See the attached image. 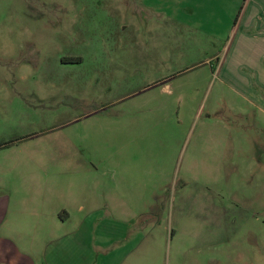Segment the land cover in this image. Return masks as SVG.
<instances>
[{
    "label": "rangeland",
    "instance_id": "rangeland-1",
    "mask_svg": "<svg viewBox=\"0 0 264 264\" xmlns=\"http://www.w3.org/2000/svg\"><path fill=\"white\" fill-rule=\"evenodd\" d=\"M249 1L0 0L4 136L48 128L5 121H82L1 153L44 152L39 160L53 166L52 152L76 150L71 166L88 173L71 191L88 211L105 204L103 183L113 198L122 194V215L140 209L129 237L139 232L141 247L125 262L264 264V112L220 71ZM102 33H117L108 49ZM74 55L84 63L63 70L94 74L71 87L20 73ZM71 133L83 135L78 148L54 141ZM106 166L117 170L103 174ZM13 192L31 199L34 191ZM68 193L57 191L56 204Z\"/></svg>",
    "mask_w": 264,
    "mask_h": 264
},
{
    "label": "crops",
    "instance_id": "crops-1",
    "mask_svg": "<svg viewBox=\"0 0 264 264\" xmlns=\"http://www.w3.org/2000/svg\"><path fill=\"white\" fill-rule=\"evenodd\" d=\"M235 27L236 37L234 46L232 45V54L229 56L230 61L227 57L220 71L239 89V92L253 95L255 101L252 100V103L264 112V0H250ZM116 35L117 33L101 34L104 48L107 47L108 37ZM90 37L94 36L91 34ZM69 42L61 39L60 45L71 47ZM87 46L93 51V39ZM68 58L81 60L62 61L60 64L47 62L37 72L30 64H25L20 67V73L41 76L40 79L47 80L46 84L50 89L66 82L62 80L64 78L68 79L69 82L66 83L71 87L72 79L94 74L88 71L63 70L62 68L66 66L84 63L81 56L74 55ZM75 120L61 121L58 117H41L5 121L2 124L5 127L34 125L36 128L38 126L48 128H42L41 131H25L15 137L4 136L5 131L0 128V190L7 191V194L0 195V264H144L135 261L125 262L127 256H133L141 247L139 232L129 237L134 229L133 223L142 215L139 208L128 204L130 214L128 217L122 215V209L118 208L119 204H122V201L120 202L122 194L119 192V197L113 198L107 193L109 184L106 183L102 184L105 204L100 209L88 211L86 200H82L84 196L78 200L76 194L72 196L71 190L79 185V176L83 180V175L88 173L85 167L77 169L71 166L78 157L76 150L52 152L56 158L55 162L59 164L53 166L39 160L44 152L1 153L17 142L23 143L30 138L54 132L56 127L82 122ZM98 123L102 127L107 126L106 121ZM82 137L81 134L71 133L55 136L54 141L64 142L65 146L70 148H78ZM79 152L83 154L86 151ZM67 158L74 160L63 164V159ZM94 168L96 171L99 170L97 166ZM115 170L106 166L103 174ZM116 189L117 191L122 189L120 184ZM27 190L34 191L31 199L25 196L26 193L16 197L13 192ZM63 190L69 191L67 197L62 199L65 203L56 204V193ZM111 201L115 203L112 204ZM47 202L50 207H47ZM73 205H76L75 210H78L81 216L74 214Z\"/></svg>",
    "mask_w": 264,
    "mask_h": 264
},
{
    "label": "trees",
    "instance_id": "trees-1",
    "mask_svg": "<svg viewBox=\"0 0 264 264\" xmlns=\"http://www.w3.org/2000/svg\"><path fill=\"white\" fill-rule=\"evenodd\" d=\"M79 60H81L80 58H67V59H65L64 61L66 62H77V61H79Z\"/></svg>",
    "mask_w": 264,
    "mask_h": 264
}]
</instances>
